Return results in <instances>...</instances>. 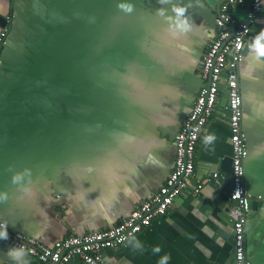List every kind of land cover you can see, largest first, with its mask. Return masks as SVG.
<instances>
[{"label": "crops", "instance_id": "1", "mask_svg": "<svg viewBox=\"0 0 264 264\" xmlns=\"http://www.w3.org/2000/svg\"><path fill=\"white\" fill-rule=\"evenodd\" d=\"M223 1L0 0L13 28L0 52V191L8 194L0 218L11 231L53 245L119 223L161 187L175 164V135L205 85L202 59ZM174 4L185 7L190 24L175 36L166 19ZM247 5L232 12L244 20ZM261 30L264 5L253 26ZM249 52L239 66L245 184L264 199V57ZM208 133L215 140L205 145ZM227 156L231 129L221 93L196 150L201 191L187 189L149 226L106 248L109 263L158 264L167 253V264H234ZM25 167L31 175L11 183ZM12 246L0 240V264H14L6 255ZM247 255L250 264H264V201L247 223ZM27 260L34 264L28 252Z\"/></svg>", "mask_w": 264, "mask_h": 264}, {"label": "built area", "instance_id": "2", "mask_svg": "<svg viewBox=\"0 0 264 264\" xmlns=\"http://www.w3.org/2000/svg\"><path fill=\"white\" fill-rule=\"evenodd\" d=\"M250 3L244 20L229 10L230 5ZM264 0H225L215 18L213 36L203 56L201 87L193 108L175 135L176 158L172 171L161 187L143 200L119 223L84 234H74L48 245L20 231H11L7 225L8 241L15 246L24 245L34 257V264H70L79 260L83 264H110L104 250L119 247L136 233L149 226L152 219L164 214L176 197L187 189L198 194L203 183L195 180V155L199 139L219 103L220 94L227 97L228 120L231 129L233 188L229 191V213L233 219L235 239L234 264H250L247 255V223L255 197L245 184V160L248 155L247 137L243 128V99L240 90V63L257 35L253 32L257 15L262 11ZM12 19L11 16L7 17ZM8 23L2 28L0 41L7 38ZM250 49V48H249ZM216 182L222 184L223 174L213 173ZM0 221H4L0 218Z\"/></svg>", "mask_w": 264, "mask_h": 264}, {"label": "clouds", "instance_id": "3", "mask_svg": "<svg viewBox=\"0 0 264 264\" xmlns=\"http://www.w3.org/2000/svg\"><path fill=\"white\" fill-rule=\"evenodd\" d=\"M163 2V0H162ZM120 7L125 8L127 11L132 10L131 4H121ZM160 14L164 13V9L157 10ZM186 9L183 5L174 4L172 6V12L174 16L166 17L171 23L170 28L172 29V34L179 35L189 30L190 24L188 22L187 17L184 16ZM250 52L249 55L253 59L259 60L260 58L264 57V30H261L253 39V42L249 45ZM215 140L214 133H208L203 137V143L208 145ZM31 172L30 169L27 167L21 170H14L11 175V183L21 185L22 182L26 179V177L30 176ZM24 191H27V188H23ZM7 192L0 191V201L7 199ZM7 221H0V240H7L8 239V230H7ZM133 240L135 238L133 237ZM135 247H141V244L138 240L135 241ZM27 251L24 245L19 246H12L7 249L6 255L9 260L13 261L14 264H28L27 260ZM153 251L159 252L160 247L159 245L153 248ZM170 259L169 254L165 253L164 255L160 256L158 260V264H167V261Z\"/></svg>", "mask_w": 264, "mask_h": 264}, {"label": "water", "instance_id": "4", "mask_svg": "<svg viewBox=\"0 0 264 264\" xmlns=\"http://www.w3.org/2000/svg\"><path fill=\"white\" fill-rule=\"evenodd\" d=\"M247 8H250V3H248V5H247ZM229 10L230 11H233V7H232V5H230V7H229ZM12 18V17H11ZM10 24V26L12 25V19L10 20H8V18L7 17H5L4 15H2V14H0V26L3 28V27H5L7 24ZM4 40L1 42V44H0V52H1V50H2V47H3V45H4ZM75 44V43H74ZM249 47H246L245 49H244V53H245V55H247L248 54V52H249ZM226 101H227V97H226ZM222 165H223V167H224V170H225V172H226V178H225V181H226V184L229 186V188L230 189H232L233 188V184H234V180H233V178H234V172H233V165H232V157L231 156H227V157H225L223 160H222ZM263 201H264V199H251V201H250V206H251V209H252V212L258 207V205H261L262 203H263ZM231 243H232V256H234V251H235V239H234V237L232 236V241H231Z\"/></svg>", "mask_w": 264, "mask_h": 264}, {"label": "rangeland", "instance_id": "5", "mask_svg": "<svg viewBox=\"0 0 264 264\" xmlns=\"http://www.w3.org/2000/svg\"><path fill=\"white\" fill-rule=\"evenodd\" d=\"M12 31H13V28H10V31H9V33H12ZM9 35V34H8ZM7 38H8V36H7ZM6 38V39H7ZM77 45V44H76ZM76 45L73 47V54H77V53H79L80 51L79 50H76L75 49V47H76ZM27 46H29L28 44L26 45V46H24V52H28V47Z\"/></svg>", "mask_w": 264, "mask_h": 264}]
</instances>
